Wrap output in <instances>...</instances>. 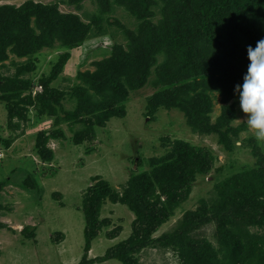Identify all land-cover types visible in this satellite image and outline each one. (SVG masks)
I'll return each instance as SVG.
<instances>
[{
    "label": "rangeland",
    "instance_id": "374dc122",
    "mask_svg": "<svg viewBox=\"0 0 264 264\" xmlns=\"http://www.w3.org/2000/svg\"><path fill=\"white\" fill-rule=\"evenodd\" d=\"M106 1L112 4L107 11H104L107 4L101 6L99 0L86 1L79 8L71 0H0V8L14 11L28 2L55 5L61 16L73 15L91 29L84 36H76L79 38L76 41H63L54 39L53 32L45 33L38 28L33 19L29 24L33 36L27 37L24 47L17 53L15 47H10L6 57L0 61V186L4 185L0 188V225L6 226L0 228V264H78L84 255L86 219L82 203L86 193L91 188L105 187V184L122 193L131 175L137 172L132 161L138 158L143 160L147 166L144 169L148 171L151 159L178 150L176 142V145L189 142L194 146L208 147L216 156L214 170L209 175L197 177L190 199L154 235L153 238L157 239L176 230L188 212L198 210L201 200L212 202L217 197V184L250 169L256 162L254 146L264 151V143L255 139L244 120L239 100L225 102L224 96L209 78H188L181 83L174 79V84L166 83L162 73L171 65L164 51L157 50L154 58L151 52L147 54L154 65L144 86L140 83H133L135 87L129 85L126 80L129 69L124 67L121 72L125 60L130 63V56L141 48L143 42H133L135 38H142L141 34L146 32L149 36H158L162 34L165 23L173 27L182 19H189L192 23L199 21L209 4L216 0H135L130 10L116 4V0ZM248 2H229L231 13L227 16L242 20L248 9V15L252 9L257 11L255 3ZM218 27L220 30L217 32L228 40L232 29ZM234 37L232 47L236 49L238 38ZM187 39L196 51L201 36L193 33ZM64 55H69V59L63 72L55 79L52 76L54 68ZM114 71L116 73L111 78L116 81L123 78L120 91L107 88L94 90L88 84L93 74L110 76ZM15 78L18 79L17 88L7 90L2 85L4 81L8 83L7 80ZM19 81L28 88L23 89ZM173 86L182 88L186 101L208 97L213 106L210 115L212 125L218 122L224 107L235 104L237 118L232 125L237 128L246 126V130L231 135L233 151L219 144L218 135L200 134L193 130L187 113L173 107L163 95L158 99L162 92ZM190 87L191 90L198 89L195 94L186 89ZM47 88L50 92L55 91L52 96L59 102L56 106L66 112L72 113L78 110L82 101L85 104L89 101L94 111L91 120L102 116L114 105L119 110L125 108L126 115L112 118L105 127L87 129L83 123L62 122L55 129L52 127L54 120L41 112V98L48 92ZM7 99L20 114L12 122L8 118ZM25 112L27 115L24 116ZM85 130L91 133L90 137L94 136V141L88 142L79 137ZM59 131L61 133L57 137L52 136ZM43 134L48 136L47 149L53 154L50 161L38 154L37 145ZM181 154L183 151L175 152L171 160H179ZM102 218L113 220L109 230L122 226L124 232L113 242L106 237L97 239L90 259L104 256L107 249L127 240L132 234L136 216L127 207L108 203L102 211ZM61 233L65 240L57 245L51 236ZM33 234L35 238H30ZM194 234L218 247L214 222ZM135 258L139 264H185L180 252L158 245L145 248ZM103 264L122 263L112 260Z\"/></svg>",
    "mask_w": 264,
    "mask_h": 264
},
{
    "label": "trees",
    "instance_id": "16d2710c",
    "mask_svg": "<svg viewBox=\"0 0 264 264\" xmlns=\"http://www.w3.org/2000/svg\"><path fill=\"white\" fill-rule=\"evenodd\" d=\"M86 1L94 0H71L77 8ZM134 1L116 0V4L124 5L130 10ZM231 1L239 0L211 2L205 15L194 23L189 19H182L173 27L166 26L165 23L162 34L158 36L152 37L146 32L141 34L142 38H135L133 34V38L136 39L133 42L143 43L141 48L130 56L132 58L130 63H126L125 60L122 66L121 72L124 67L129 69V74H126L129 75L126 77L129 85L135 87L133 83H140L144 86L151 76L154 65L153 61H149L147 54L151 52V57L154 58V54L158 51H164L169 56L168 62L172 66L166 67L165 73H162L166 83L174 84V79H178L181 83L188 78H209L214 87H217L216 90L224 96L225 102L232 99L239 100L236 86L243 84V78L250 63L247 49L249 46L255 48L257 42L264 39V0H245L255 3L257 11L252 9L248 15V9L242 20L227 16V13H231L229 9ZM103 3L107 4L104 11L112 5L106 0H99L101 6ZM14 12L15 16H13ZM33 19L36 20L38 28L45 33L53 32L54 39L59 38L63 41H76L79 39L76 36H84L91 30L73 15L61 16L55 5L28 2L15 11L10 8H0V61L4 56L6 57L5 54L10 47H15L14 51L17 53L24 47L27 37L33 36L29 27ZM245 22L249 23L245 24ZM218 26H228L232 29L228 40L226 36L217 32L220 30ZM183 27L187 28L182 29ZM148 28L149 25H147ZM186 30H188L187 33ZM193 33L201 36V42L196 51L190 47V40L187 39V36ZM234 36L238 38L236 49L232 47ZM142 48H144L143 52H141ZM121 53L123 54L122 51ZM68 59L69 55H64L55 66L52 74L55 79L63 72ZM137 63H140L139 66H136ZM102 73L93 74L88 80V84L94 90L107 88L120 91L122 89L123 78L117 81L111 78L115 75V71L110 76ZM7 82L4 81L2 84L7 90L18 87L17 78L9 79ZM20 83L23 89L28 88L27 85ZM186 89L193 94L196 93L195 90H198L196 88L191 90V87ZM47 90L45 96L41 95L38 98L43 96L41 98L43 102L40 103L41 112L47 113L54 120L52 127L55 129L59 128L62 122L83 123L87 129L93 126L105 127L112 118H122L126 115L125 108L119 110L114 105L102 116L91 120L90 117L94 114L89 106L91 102L87 101L85 104L82 99L78 110L72 113L66 112L56 106L59 102L52 96L55 91L50 92L49 88ZM162 95L164 99L172 102L173 107H178L187 113L189 125L193 130L200 134L218 135L219 144L228 151L234 149L231 135L246 130V126L237 128L232 125L237 118L235 104L224 107L222 116L216 124L212 125L210 115L213 113V106L208 97L195 98L197 100L194 102L186 101L183 99L182 88L176 86L162 92L158 99ZM5 101L8 118L12 122L20 114L17 108L11 107L8 99ZM25 115L27 112L24 113ZM224 128H227V131H223ZM86 131L88 130L80 133L79 137L82 139L84 137V140L88 142L94 141V136L90 137L91 133ZM59 133L61 131L52 136L57 137ZM47 139L48 136L43 134L37 148L38 154L44 160L50 161L53 154L47 149ZM176 144L177 142L175 146L179 148L172 154L151 159L148 162L150 168L148 171H145L144 168L147 166L142 159L132 161L137 167V172L131 175L122 193L108 184L97 190L95 188L88 190L82 203V211L86 219L84 255L78 264H103L112 260L122 264H139L135 256L151 245L180 252L185 264H264V151L257 146H254L253 150L256 162L250 169L217 184L215 186L217 197L212 202L201 200L198 210L188 212L176 230L163 234L157 239L153 238L176 215V211L190 199L197 177L209 175L215 168L216 156L208 147L194 146L189 142ZM181 151L183 154L180 155L179 160H171V155ZM165 162H167L166 165ZM1 185L0 188H3L4 185ZM108 203L111 206L127 207L134 213L136 219L132 224V234L127 240L107 249L104 256L90 259L93 244L97 239L106 237L113 242L124 232L122 226L109 230L113 226V220L102 218V211ZM213 222L216 225L217 248L210 241L203 240L201 236L194 234ZM5 227L0 225V228ZM33 236L35 238V234L30 235V238ZM51 237L57 245L65 240L62 233L53 234Z\"/></svg>",
    "mask_w": 264,
    "mask_h": 264
},
{
    "label": "clouds",
    "instance_id": "9594fccd",
    "mask_svg": "<svg viewBox=\"0 0 264 264\" xmlns=\"http://www.w3.org/2000/svg\"><path fill=\"white\" fill-rule=\"evenodd\" d=\"M247 53L250 63L236 93L248 128L258 142L264 143V39L255 48L249 46Z\"/></svg>",
    "mask_w": 264,
    "mask_h": 264
}]
</instances>
